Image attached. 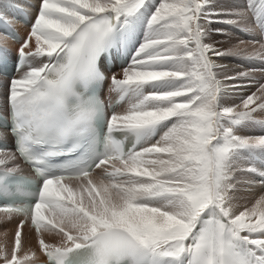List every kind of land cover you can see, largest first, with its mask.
<instances>
[{"label":"snow or ice","instance_id":"1","mask_svg":"<svg viewBox=\"0 0 264 264\" xmlns=\"http://www.w3.org/2000/svg\"><path fill=\"white\" fill-rule=\"evenodd\" d=\"M26 7L0 0V264H264V0H38L21 39Z\"/></svg>","mask_w":264,"mask_h":264},{"label":"bare ground","instance_id":"2","mask_svg":"<svg viewBox=\"0 0 264 264\" xmlns=\"http://www.w3.org/2000/svg\"><path fill=\"white\" fill-rule=\"evenodd\" d=\"M28 2H30L28 5H32L33 7H26L24 9L29 13L30 17L33 19L35 14H36V5H38V0H28ZM25 3H26V1H25ZM10 16L12 18V22L14 24H16L18 30L21 32V34L24 38L26 36L27 32L29 31V28L18 23L17 13L10 14ZM240 38H242V37H240ZM8 47L12 50V54L15 56V51L18 48V45L9 40L8 41ZM225 63L227 64L229 70H231L230 71L231 73H235V72H238V71L243 69L242 66L239 63H237L235 60L229 59V60L225 61ZM261 75L263 78L261 79L260 82H264V72H262ZM3 80H6V79L0 77V81H3ZM256 86L257 85L255 83L251 84L244 94L246 95V94L252 92ZM260 131H261V129L258 125L249 129V132H251V133H258ZM262 163H264V162L257 160V161H254L251 166H254L256 168H260ZM22 167H24L23 173L28 171L25 166H22ZM250 179H251V183L246 185L245 187H243L241 190V194L248 200H252L253 198H258L261 194H264V183H261L260 178L258 176H253ZM3 215H4L3 213H0V217H2ZM18 219H19L18 217H14L11 220V222H0V244H3L5 239H7L9 242V246H11V243H12V240L14 237L16 222ZM5 232L8 233L7 237H5L3 235ZM24 232H25V234L29 240V243L27 246L35 248L36 247V238H35L34 230L31 229V227L29 226V227H26L24 229ZM46 239L50 240V238H48V237H46ZM38 255H39V258L41 261L45 260V257L42 254H38Z\"/></svg>","mask_w":264,"mask_h":264},{"label":"rangeland","instance_id":"3","mask_svg":"<svg viewBox=\"0 0 264 264\" xmlns=\"http://www.w3.org/2000/svg\"><path fill=\"white\" fill-rule=\"evenodd\" d=\"M228 36H230L231 37V40H228V39H226L225 37H220V36H218V37H216V39H218V40H220L221 41V46L222 47H228L229 46V44L230 43H234L235 41H236V39H237V36H238V34H232V33H228ZM220 37V38H219ZM243 38V37H242ZM224 44V45H223ZM227 61V60H226ZM237 63H239L241 66H242V70H240V71H246V70H248L250 67H252V66H250V65H248V64H246V63H243V62H238V61H236ZM255 67L257 68V69H259V63H257L256 65H255ZM229 69V68H228ZM229 71H231V70H229ZM261 71H259V70H257V71H255V72H252L251 73V75L254 77V79H255V81H261V79L263 78L262 77V75H261ZM257 74V75H256ZM255 89H256V87L253 89V91H255Z\"/></svg>","mask_w":264,"mask_h":264}]
</instances>
